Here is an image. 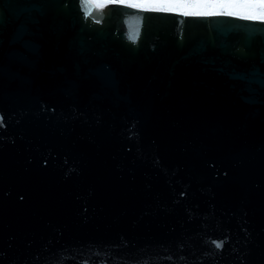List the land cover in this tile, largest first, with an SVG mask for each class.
I'll use <instances>...</instances> for the list:
<instances>
[{"label": "water", "instance_id": "obj_1", "mask_svg": "<svg viewBox=\"0 0 264 264\" xmlns=\"http://www.w3.org/2000/svg\"><path fill=\"white\" fill-rule=\"evenodd\" d=\"M129 5L0 0V264H264V23Z\"/></svg>", "mask_w": 264, "mask_h": 264}, {"label": "snow or ice", "instance_id": "obj_2", "mask_svg": "<svg viewBox=\"0 0 264 264\" xmlns=\"http://www.w3.org/2000/svg\"><path fill=\"white\" fill-rule=\"evenodd\" d=\"M133 7L134 5H129ZM195 8L211 7L219 9H240L241 11H184V16H239L243 20H258L264 23V0H227L225 3H195L190 5ZM160 11H170L172 9H159ZM258 13V14H257ZM216 247H222V242H215Z\"/></svg>", "mask_w": 264, "mask_h": 264}, {"label": "rangeland", "instance_id": "obj_3", "mask_svg": "<svg viewBox=\"0 0 264 264\" xmlns=\"http://www.w3.org/2000/svg\"><path fill=\"white\" fill-rule=\"evenodd\" d=\"M118 1H123L129 4L142 6V7H159L165 9L180 10V11H206L208 7L195 8L190 6L192 9L183 8L188 6V4L193 5L198 2L207 3V4L226 2V0H118ZM237 10L241 11L240 9Z\"/></svg>", "mask_w": 264, "mask_h": 264}, {"label": "flooded vegetation", "instance_id": "obj_4", "mask_svg": "<svg viewBox=\"0 0 264 264\" xmlns=\"http://www.w3.org/2000/svg\"><path fill=\"white\" fill-rule=\"evenodd\" d=\"M226 2H227V0H226ZM220 3H222V2H220ZM225 3V2H224ZM217 9V10H216ZM220 10H227V11H239V10H237V9H219V8H211V7H208L207 8V10L206 11H220ZM258 14V13H257Z\"/></svg>", "mask_w": 264, "mask_h": 264}, {"label": "trees", "instance_id": "obj_5", "mask_svg": "<svg viewBox=\"0 0 264 264\" xmlns=\"http://www.w3.org/2000/svg\"><path fill=\"white\" fill-rule=\"evenodd\" d=\"M184 9H192L191 7H190V5L188 4V6H186V7H183Z\"/></svg>", "mask_w": 264, "mask_h": 264}]
</instances>
